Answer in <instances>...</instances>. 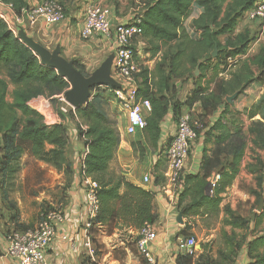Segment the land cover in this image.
I'll return each mask as SVG.
<instances>
[{
  "label": "trees",
  "instance_id": "16d2710c",
  "mask_svg": "<svg viewBox=\"0 0 264 264\" xmlns=\"http://www.w3.org/2000/svg\"><path fill=\"white\" fill-rule=\"evenodd\" d=\"M4 1L13 4L17 13L30 6L28 0ZM49 1H58L65 6L67 0ZM141 1L144 2L141 27L147 44L146 51L152 56L162 52L161 59L153 70L147 67L142 69L143 82L139 89L140 95L152 102V112L147 117V127L143 131L144 139L149 147L157 149L162 121L171 110L177 122L182 115L183 104L193 107L200 103L203 111L200 116L208 118L223 104L225 107L222 112L225 114L229 103L224 97L240 94L251 84L252 66L264 70V49L252 57H247L243 67L231 73V77L222 79L218 91L210 90L211 81L204 86L201 81L206 78L205 72L210 69L208 64L212 60L216 62L214 69L217 75L220 66L227 68L228 60H241L248 53L249 39L246 35L239 33L232 37L231 34L239 19L258 0ZM195 5L202 9L199 16L193 19V26L200 31L199 39L192 38L185 27V21L192 15ZM222 35L228 36L224 44L220 39ZM222 48L228 50L224 57ZM215 49L218 53L213 56ZM75 65L85 74L84 63L75 60ZM198 65L200 74L196 76L195 69ZM187 74L192 75L194 88L185 103H181L176 97V81L185 80ZM70 87L67 78L61 76L56 69L43 65L34 51L14 35L0 18V179L5 187L11 183L21 167L25 152L24 142L31 144V153L37 160L64 172L68 178L71 176V162L67 157L70 145L67 126L53 122L50 116L39 113L28 104L33 98H50L65 93ZM98 89H102L101 92ZM91 92V100L75 110L79 119L78 136L85 145L80 156V174L90 176L99 184V208L96 217L91 219L89 235L95 244L96 232L104 227L108 228L109 234L116 229L133 231V243L126 248L136 252L135 248L140 239L138 230L146 222L153 224L156 219L152 212L154 195L152 191L132 183L123 174L110 168L122 140L118 120L109 112L107 99L112 95L108 87L102 86L92 87ZM9 94L11 101H8ZM257 115L262 119H254L251 130L263 145V100L249 109L251 119ZM221 117L223 115L213 119L208 127L202 122L203 118H195L201 126L197 128V133L198 138L203 137L204 149L199 171L184 176V189L177 201L178 210L184 218L205 214L218 216L221 212L222 194L234 183L241 171L248 137L240 126L235 127L231 133L228 132L227 124ZM81 125L87 126V129L83 130ZM139 144L140 142H134L132 146L143 157L146 150ZM165 148H161L160 159L153 169L156 183L165 181L164 175L159 173L167 163ZM215 175H219V179L216 190L211 193L210 183ZM258 184L263 192L264 174L258 177ZM258 195L262 199V193ZM263 222L264 206L253 221V226L242 215L228 210L223 224L232 226L233 229H242L244 233L237 234L232 230L230 235L224 234L216 253L212 241L201 243L202 253L197 256L180 253L177 264H235L238 251L245 242L250 258L248 264H264V227L259 229ZM189 228L186 223L182 231L186 238L193 236L187 233ZM247 232L251 236L249 240L246 238ZM142 256V264H149L145 256Z\"/></svg>",
  "mask_w": 264,
  "mask_h": 264
},
{
  "label": "crops",
  "instance_id": "0c3cea01",
  "mask_svg": "<svg viewBox=\"0 0 264 264\" xmlns=\"http://www.w3.org/2000/svg\"><path fill=\"white\" fill-rule=\"evenodd\" d=\"M89 1L101 3L111 7L110 5L106 4L107 0ZM38 2L39 0H28L30 6L36 5ZM68 2L71 3L72 0H68ZM132 9L133 8L129 9L128 16H126V19L123 20H128L131 17ZM74 16L80 18L77 27V34L80 36L84 13H75ZM74 32L75 31H73V28L68 24V22L64 21L52 26H46L45 24L40 23L35 30L29 31L28 35L33 37L36 41L40 42L47 48H49L50 44L57 43L55 48L59 46L61 48V53L65 58L68 60L80 61V58L76 53V49H74L78 43L75 35H73ZM92 42L95 47H100L101 49L99 50L100 54L98 53V56L105 54L106 57H109L113 54L114 45L112 40L102 37V39L93 40ZM88 47L85 45H79V48H81V54L87 59V61H85L87 68H91L92 71H94L99 67L98 64L100 61H93L90 59L93 56L91 51L93 45ZM182 86L183 84L177 87L178 90L176 97L179 102L185 103L187 97L191 93V90L194 88V84L188 83L187 86L183 87V90L187 88V92L184 95L182 93ZM180 89L181 91L179 93ZM107 100L111 114L118 120L120 132L124 131L127 126L126 112L124 111L123 107L112 97H109ZM199 107H201L200 103L194 104L193 107L183 104L181 108V114L189 113L193 118H195L194 114H196L197 108ZM161 126V138L158 141V147L155 149V154L150 152V148L152 147H149L146 144L143 132H137L134 135H127L122 132V140L118 149L117 157L110 163V168L123 174L132 183L153 192L154 197L152 201V212L156 216L155 222L153 223L156 231V238L149 245L150 252L155 258V264H177L178 255L183 253L181 244L187 239L184 234H182L186 223H188L190 226V228L187 229V233L192 234L198 241L196 247L199 254L202 253L201 243L212 241L214 253H216V251L219 249V246L222 244V238L219 236V234H210L211 232L220 230L222 236L224 234L230 235L232 230H235L237 234H243L244 231L242 229H233L232 226L229 225H224L223 219L225 216L223 215L222 211L218 215L221 223L219 225L220 227L218 226L217 228L204 227V224L200 222V217L206 218V214L204 216H191L190 218H184L185 224L178 222L177 217L179 210L177 207V201L179 196L174 198V196H172L169 191L165 190L164 185L166 183V179L163 183H156L155 173L153 171L156 163L160 159L159 152L161 148L168 145V142L171 141L170 139H172L177 130V120L174 119L172 110L164 118ZM68 130L70 136V145L68 146L67 157L69 162H71L72 167V174L69 178L65 176L64 172H59L54 167L37 160L31 153V144L24 142L25 152L22 162V171H26V165L24 163L25 159L31 156L33 159H35V161L38 162V164L46 165L54 177L55 175L57 176L50 181H45V184L52 189V191H49V195L47 197L44 195L46 191L44 189L42 192H40L41 195L36 197L37 199L46 198L50 200V204L54 207V210L60 209L63 213L62 221H56L55 223L57 238L45 250L44 264H119L120 260L115 258L114 253L119 252L118 250L121 249V246L124 245V242L114 243V239L111 236H103L102 239L107 244V251L101 256H98L96 253L91 254L86 245L90 237L89 229L86 226L90 218V205L86 198V186L84 184V179L80 174V156L85 148V145L83 140L78 136V131L74 129L71 131L70 129ZM134 142H140L139 145L145 147L146 151L143 158L140 157L139 153L134 151L132 146ZM203 149V139L202 137H199L192 145L189 158L185 164L184 176L197 173L199 171L202 161ZM244 161L242 162V166ZM166 167L167 163H165L163 169H160L159 173L164 175ZM147 175H149L151 178V180L148 182L145 181V177ZM22 182L25 184V180ZM234 183L228 187L227 190L231 187L234 188ZM56 194H59L57 199L55 197ZM1 208L2 207L0 204V264H20L17 258L7 253V247L9 243L8 237L13 229L11 228L12 225L9 223V221L2 216L3 210H1ZM118 233H120V230L116 229L113 235L116 236ZM62 236H67L68 238L64 240L62 239ZM250 237V233L247 232V240H249ZM135 249L136 252H132L125 246L122 247L121 250L126 252L124 255L123 264H142L141 259H143V256L140 254L138 245H136ZM249 261L250 258L247 255V242H245L238 251L235 264H248Z\"/></svg>",
  "mask_w": 264,
  "mask_h": 264
},
{
  "label": "built area",
  "instance_id": "2783aa9c",
  "mask_svg": "<svg viewBox=\"0 0 264 264\" xmlns=\"http://www.w3.org/2000/svg\"><path fill=\"white\" fill-rule=\"evenodd\" d=\"M142 2V1H141ZM142 7L132 9V15L128 20L119 21L112 12V8L97 2H90L84 10L83 25L80 30V37L91 39L105 37L112 40L113 65L112 77L118 82L119 87H108L112 98L120 104L126 112L127 126L124 134L134 135L143 132L147 127V117L152 112V102L140 95V87L143 82L142 69L147 67L153 70L156 63L161 59L162 52L152 56L146 51V40L143 37ZM135 11V12H134ZM137 11V12H136ZM249 19L258 20L264 27V0H258L255 5L247 11ZM0 18L7 24V27L18 37L21 30H35L40 23L46 26L66 21V8L58 1L39 0L34 6L24 8L17 13L13 4L0 0ZM152 63L154 66L152 67ZM60 101L57 110L53 109L51 103L53 97L46 98L39 96L31 99L28 104L39 113L48 115L53 122L66 123L65 116L73 113L78 121L76 108L65 98L64 93L55 95ZM200 123L189 113L182 114L177 122V130L169 144L164 150L167 159V167L164 172L166 179L165 190L169 191L174 198L178 197L184 189L185 164L189 158L193 143L198 139L197 128ZM83 130L87 126L81 125ZM121 132V134H122ZM86 186V198L90 205V218L86 226L91 228V219L95 218L99 208L97 189L99 184L90 176L82 174ZM219 175H216L210 183V192L214 191ZM149 175L145 181H150ZM63 213L60 209L45 214L37 224L24 230H13L9 234L7 253L17 258L20 264H44L45 250L56 240V221H62ZM140 239L138 241L139 251L145 256L149 264H155V258L150 252V243L156 238V231L152 223H145L138 230ZM67 236H62L66 240ZM198 241L191 236L182 242L183 253L197 256ZM91 254H95L94 244L89 237L86 243ZM108 264V263H102Z\"/></svg>",
  "mask_w": 264,
  "mask_h": 264
},
{
  "label": "rangeland",
  "instance_id": "374dc122",
  "mask_svg": "<svg viewBox=\"0 0 264 264\" xmlns=\"http://www.w3.org/2000/svg\"><path fill=\"white\" fill-rule=\"evenodd\" d=\"M106 2V4L112 7V12L119 21H125L123 19H126V16H128L130 8H134L138 11V9L142 7L141 0H107ZM89 3V0H72L71 3L67 0L65 2L67 15L66 22H68V24L73 28V31H75L73 35H75L76 39L78 40V43L74 49H76V53L80 58V62L84 63L85 65V74L87 76H89L93 71L91 68H87V65L85 64L87 59L81 54V48H79V45H85L86 47L93 45L91 50L93 56L90 58L93 61L99 60L102 63L107 58L105 54L98 56V53L100 52L99 50L101 49L100 47H95L92 42L93 40L102 39V37L86 40L77 34V27L80 18H77L74 15L75 13L83 14L86 5ZM200 11H202V9L195 5L191 17L193 16V19L198 17ZM191 17L185 21V27L192 38L199 39L200 31L193 26V19ZM239 33H243L249 39L248 53L245 56H242L240 58L241 60H228L226 63L227 68L225 69L220 66V70L217 75L215 74L216 70L214 69L216 62L212 60L208 64L210 69L205 72L206 78L202 79L201 81L203 86L206 85L208 81H211L210 90L218 91V85L222 79L231 77V73L239 71L243 67V63L247 57H252L264 49V27L258 20L249 19L247 14H244L239 19L238 25L231 36L234 37ZM227 37V35H222L220 37L223 44L226 42ZM56 45L57 43L50 44V50L53 51ZM221 50L222 56L224 57L228 50H223V48ZM100 62L98 66L101 65ZM153 66L154 64L152 63V67ZM251 69V76L253 79L251 84L246 89H244L242 93H237V96L230 102L227 100V98L230 96L227 98L224 97V100L229 103V106L225 108L227 111L225 114L222 112L225 107L222 104L221 107L209 118L200 116V114L203 112L201 107L197 108L194 117L200 120L203 118L202 122H204L208 127L213 119H218L223 115L221 119H223V122L227 124L228 132L231 133V131H233L237 126L242 127V129L245 131L248 137L247 151L244 158L245 161L243 166L241 165V171L234 183V188L231 187L222 194L221 211L223 212L224 216L228 215V210L233 211L236 214L243 215L249 220V224L253 226V221L261 212L258 210L259 203L262 199L264 201V191L261 192L260 186L258 184V177L264 174V144L262 145L259 143L256 134L251 130L253 120L262 119V117L257 115L255 118L251 119L249 117V109L253 105L259 103L260 100L264 101V70L257 66H252ZM193 82L194 80L192 75L187 74L185 80H177L176 85L178 87L183 84V90V87L187 86L188 83ZM10 90H12V88H10ZM101 90L102 89H98L97 91L101 92ZM180 91L181 89L179 90V93ZM186 92L187 88L182 91L183 95L186 94ZM92 96L93 94H91V98ZM44 97L48 98L47 96ZM11 99V95L9 94L8 101H11ZM51 103L54 110H57V108L60 106V101L55 96H53ZM65 119V124L67 128L70 129V131L72 129L78 131L77 120L75 119L72 112L67 114ZM208 147H210V144ZM150 152L155 154L156 151L154 148H150ZM23 157L21 159L20 169L15 173L14 177L11 179V183L7 187H5V185L2 183V180L0 179V204L2 207L1 210H3L2 216L9 221L13 230L32 228L45 214L54 210V207L50 204V200L46 198L37 199L36 197L41 195L40 192H42L44 189L46 190L44 195L47 197L49 195V191H52V189L45 184V181H50L57 176L55 175L54 177L46 165L38 164V162L35 161V159H33L31 156L25 159L24 163L26 165V171H22ZM141 158L143 157L141 156ZM23 180H25V184H23ZM215 190L216 187L214 188V191ZM259 193H262V199L259 198ZM55 197L57 199L59 194H56ZM200 222L204 224V227L207 228H217L221 223L220 218L212 214L206 218L200 217ZM262 227H264V222L259 226V229ZM114 233L115 231L112 234H109L107 227L99 229L98 232H96V242L94 247L96 248V253L98 256L103 255L107 251V244L103 241V236H111L114 239V243L124 242L123 246L125 247L133 243V237L131 235H134L135 232L120 231V233H118L116 236L113 235ZM210 234H219V236L223 238V235L221 236L220 230L211 232ZM123 246H121V249ZM121 249L118 250L119 252L114 253L115 258L120 260L119 264H123L124 260V255L122 254L124 251ZM141 261L143 262V259H141Z\"/></svg>",
  "mask_w": 264,
  "mask_h": 264
},
{
  "label": "water",
  "instance_id": "95a60500",
  "mask_svg": "<svg viewBox=\"0 0 264 264\" xmlns=\"http://www.w3.org/2000/svg\"><path fill=\"white\" fill-rule=\"evenodd\" d=\"M18 37L34 53L40 58L43 65L50 66L58 71V73L67 78L71 87L64 93L66 100L76 109L86 105L91 100V89L94 86L107 85L111 87H119L118 82L112 77L113 54L107 57L101 65L96 68L89 76L77 69L74 60H68L61 53L58 46L53 51L29 36L24 30H21ZM217 55V49L213 52V56ZM200 74L199 65L195 69V75ZM237 96V93L227 98L230 102ZM264 206L263 199L260 201L258 210L261 211ZM177 220L181 224H185L184 217L179 211Z\"/></svg>",
  "mask_w": 264,
  "mask_h": 264
}]
</instances>
